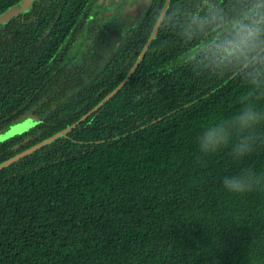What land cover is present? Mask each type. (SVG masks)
Masks as SVG:
<instances>
[{
  "label": "trees",
  "instance_id": "1",
  "mask_svg": "<svg viewBox=\"0 0 264 264\" xmlns=\"http://www.w3.org/2000/svg\"><path fill=\"white\" fill-rule=\"evenodd\" d=\"M21 1L0 0V15ZM93 2L36 0L0 23V131L36 120L0 142V264H264V185L225 190L230 149L195 144L264 89L201 67L174 26L149 30L157 5L196 0H151L103 59L85 51ZM246 158L264 165V139Z\"/></svg>",
  "mask_w": 264,
  "mask_h": 264
},
{
  "label": "clouds",
  "instance_id": "2",
  "mask_svg": "<svg viewBox=\"0 0 264 264\" xmlns=\"http://www.w3.org/2000/svg\"><path fill=\"white\" fill-rule=\"evenodd\" d=\"M252 9L226 13L204 0L191 7L174 3L157 5L152 12L149 30L174 26L177 35L197 42L190 55L199 58L201 67L223 72L236 69L244 73L251 89H264V0H252ZM236 109L204 123L195 136V144L203 155L229 148L237 166L221 178L227 191L249 184L264 185V165L246 158L258 139H264V98L253 91L236 97Z\"/></svg>",
  "mask_w": 264,
  "mask_h": 264
},
{
  "label": "rangeland",
  "instance_id": "3",
  "mask_svg": "<svg viewBox=\"0 0 264 264\" xmlns=\"http://www.w3.org/2000/svg\"><path fill=\"white\" fill-rule=\"evenodd\" d=\"M131 2L132 0H94L92 14L97 13L106 15V18L104 20L97 19L91 22V29L88 33L87 38H91V36L93 37L91 38V42L88 47L85 48L86 52L88 51L94 53L98 58L102 57L103 59V57H105L110 49L117 44L120 26H122L121 21L124 22L125 16L127 15L126 11H123V8ZM119 7H122L121 11L119 12L121 21L119 19L120 24H116L112 19L107 18L108 14L106 13L110 12L113 15H116V13L119 11ZM77 47H79V44L77 45ZM77 51L78 50L76 48V52ZM35 124V118L31 116L23 117L16 123L10 125L8 128L0 131V142L13 137L14 135H18L21 133L23 134V132L29 130Z\"/></svg>",
  "mask_w": 264,
  "mask_h": 264
},
{
  "label": "flooded vegetation",
  "instance_id": "4",
  "mask_svg": "<svg viewBox=\"0 0 264 264\" xmlns=\"http://www.w3.org/2000/svg\"><path fill=\"white\" fill-rule=\"evenodd\" d=\"M151 3H152L151 0H132V2L130 4L126 5L123 8V11L124 12L126 11V13H127V15L125 16L124 22L121 21V18L119 15L120 14L119 12L121 11L122 7L118 8L119 11L116 13V15H113L112 13L107 12L106 13V14H108L107 18L112 19L113 22L116 24L117 23L120 24V22H119V19H120L122 26H131V25L139 24L145 16V9L148 8L151 5ZM121 5H123V4H121ZM105 18H106V15L94 13L93 16H91L89 21L97 20V19L104 20ZM92 37L93 36H91V38ZM91 38L89 37V42H90ZM117 40H118V38H117ZM88 45H89V43H88Z\"/></svg>",
  "mask_w": 264,
  "mask_h": 264
},
{
  "label": "water",
  "instance_id": "5",
  "mask_svg": "<svg viewBox=\"0 0 264 264\" xmlns=\"http://www.w3.org/2000/svg\"><path fill=\"white\" fill-rule=\"evenodd\" d=\"M36 0H22L20 3H18L17 5L11 7L10 9H8L7 11H5L4 13H2L0 15V23H4L7 20L16 17L17 15H19L20 13L27 11L30 8V5ZM34 148H37V146H35ZM22 155V154H21ZM13 161V159L9 160L6 163H9Z\"/></svg>",
  "mask_w": 264,
  "mask_h": 264
}]
</instances>
